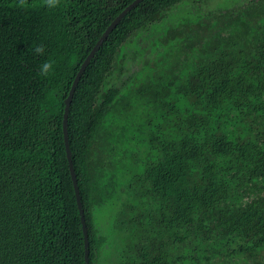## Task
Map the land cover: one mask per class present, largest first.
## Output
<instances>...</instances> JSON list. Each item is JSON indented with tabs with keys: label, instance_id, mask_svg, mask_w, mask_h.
I'll list each match as a JSON object with an SVG mask.
<instances>
[{
	"label": "trees",
	"instance_id": "16d2710c",
	"mask_svg": "<svg viewBox=\"0 0 264 264\" xmlns=\"http://www.w3.org/2000/svg\"><path fill=\"white\" fill-rule=\"evenodd\" d=\"M133 1L0 0V264H84L64 101ZM66 123L88 264H264V0L140 1Z\"/></svg>",
	"mask_w": 264,
	"mask_h": 264
},
{
	"label": "water",
	"instance_id": "95a60500",
	"mask_svg": "<svg viewBox=\"0 0 264 264\" xmlns=\"http://www.w3.org/2000/svg\"><path fill=\"white\" fill-rule=\"evenodd\" d=\"M140 1H142V0H134L106 28V30L101 35L100 39L97 41V43L94 45V47L91 49V51L89 52V54L87 55V57L85 58L83 63L81 64V66H80V68H79V70H78V72H77V74H76V76H75V78H74V80L72 82V85H71V88L69 90L68 96H67V98L64 101L65 108H64V112H63L62 132H63V140H64L66 158H67V161H68L69 173H70V177H71V181H72V185H73V189H74L76 204H77V208H78V211H79L81 228H82V233H83L84 264H88V249H87V247H88L87 244L88 243H87V234H86L85 222H84V218H83V211L81 209V202H80L79 192H78V188H77L76 177H75L73 166H72V163H71L70 151H69L68 140H67V123L66 122H67L68 107H69L73 92L75 90V87L77 85V82H78L82 72L84 71V69L88 65L89 61L94 56V53L97 51V49L99 48V46L101 45L103 40H105L107 35L113 30V28L121 20V18L123 16H125V14L129 10H131L136 4H138Z\"/></svg>",
	"mask_w": 264,
	"mask_h": 264
},
{
	"label": "clouds",
	"instance_id": "9594fccd",
	"mask_svg": "<svg viewBox=\"0 0 264 264\" xmlns=\"http://www.w3.org/2000/svg\"><path fill=\"white\" fill-rule=\"evenodd\" d=\"M61 0H42V5L48 9H55L59 7ZM28 0H17L16 7L20 9H27L29 7ZM45 47L38 45L34 49V54L43 56L45 54ZM54 70V61L47 60L39 66V74L47 77Z\"/></svg>",
	"mask_w": 264,
	"mask_h": 264
}]
</instances>
